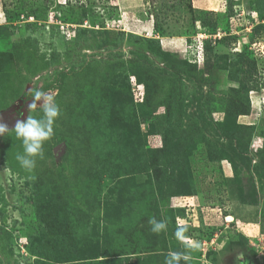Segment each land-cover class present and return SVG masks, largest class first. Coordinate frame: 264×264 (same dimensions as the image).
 Wrapping results in <instances>:
<instances>
[{
  "label": "rangeland",
  "instance_id": "1",
  "mask_svg": "<svg viewBox=\"0 0 264 264\" xmlns=\"http://www.w3.org/2000/svg\"><path fill=\"white\" fill-rule=\"evenodd\" d=\"M74 1L0 0V264L264 263V0ZM35 87L60 115L28 170L11 130Z\"/></svg>",
  "mask_w": 264,
  "mask_h": 264
},
{
  "label": "clouds",
  "instance_id": "2",
  "mask_svg": "<svg viewBox=\"0 0 264 264\" xmlns=\"http://www.w3.org/2000/svg\"><path fill=\"white\" fill-rule=\"evenodd\" d=\"M69 0H64V4ZM149 27V26H147ZM32 97L31 103L28 104V110H40L41 115L37 118L34 115H28L26 120H17L14 131L15 136L22 141L23 154H18L16 159L21 167L31 170L36 165L35 157H43V143L53 135V125L55 120L60 115V107L56 102V94L52 91H44L39 87H35L29 92ZM37 102H40L38 105ZM8 126L0 122V135L8 132ZM149 224L151 231L159 234L167 229L166 220H157L155 217L150 218ZM186 227H178L174 233L175 238L184 243L186 249L196 250L199 248L198 244L189 245L186 243ZM191 259L190 252H176L169 251L165 257L164 264H181L183 260L185 264Z\"/></svg>",
  "mask_w": 264,
  "mask_h": 264
},
{
  "label": "built area",
  "instance_id": "3",
  "mask_svg": "<svg viewBox=\"0 0 264 264\" xmlns=\"http://www.w3.org/2000/svg\"><path fill=\"white\" fill-rule=\"evenodd\" d=\"M215 39V36L213 37L209 31L206 32V29L201 27L192 40L185 44V59L197 66H202L206 61L207 44H215L217 42Z\"/></svg>",
  "mask_w": 264,
  "mask_h": 264
},
{
  "label": "trees",
  "instance_id": "4",
  "mask_svg": "<svg viewBox=\"0 0 264 264\" xmlns=\"http://www.w3.org/2000/svg\"><path fill=\"white\" fill-rule=\"evenodd\" d=\"M69 1H74V0H69ZM68 1V2H69ZM87 2H89V4L90 5H100V1H98V0H86ZM74 2H80V3H84V0H75ZM253 4V3H252ZM101 6H102V10H105L106 11V8H104L103 6H106V4H101ZM101 6H100V8L99 9H101ZM97 9V8H96ZM253 9H256L258 12H260L261 14H264V6L262 7V8H258V6L257 5H254L253 4ZM105 11H103L102 12V15H101V18H104V19H108V18H111L107 13L108 12H106L105 13ZM100 18V17H99ZM148 24H151V22H149ZM153 27H154V29L156 28L157 29V25H156V23L155 24H153ZM56 30L58 31L59 30V28L56 26ZM122 32V31H121ZM123 32H124V30H123ZM194 32V31H193ZM192 32V33H193ZM149 38V37H148ZM149 39H153V40H155V38H153V37H151V38H149ZM156 40H158V39H156ZM159 42V41H158ZM217 43V42H216ZM215 45L216 44H207V47H206V51L207 50H209V49H214L215 48ZM237 55H239V57H242V59H243V54H237ZM247 57V56H246ZM208 59H207V53H206V61H205V63H207L208 61H207ZM185 61L189 64V65H192V66H194V67H198L199 68V66H197V64H195V63H191L190 61H188L187 59H185ZM210 62V61H209ZM204 63V64H205ZM209 64V63H208ZM242 64V63H241ZM222 66H225V65H222ZM226 67V66H225ZM227 67H229V66H227ZM239 74V73H238ZM247 90L249 91V89H248V87H247ZM247 91V92H248Z\"/></svg>",
  "mask_w": 264,
  "mask_h": 264
},
{
  "label": "flooded vegetation",
  "instance_id": "5",
  "mask_svg": "<svg viewBox=\"0 0 264 264\" xmlns=\"http://www.w3.org/2000/svg\"><path fill=\"white\" fill-rule=\"evenodd\" d=\"M252 14L253 15H256L258 18H259V12L256 10V9H253L252 11ZM251 33H253V38L252 39H249V40H251V41H254V40H256V39H258V38H256L255 36H254V33H256L255 31L254 32H252L251 31ZM212 36H213V34H211ZM239 42H240V40H239ZM241 43V42H240ZM247 44H249V43H247ZM250 45V44H249ZM252 45H256V43H254V44H252ZM240 46H241V44H240ZM249 49H251L250 47H249ZM251 51H252V49H251ZM246 53H248V51L246 52L244 49H242L241 51H238V53L237 54H243L244 56V58H243V60L245 61V59H246ZM243 60H242V67H241V69L243 68V67H245L244 65H243ZM244 74H246V73H244V71H243V69H242V71H239V75H244ZM249 89V88H248ZM7 118H5V120H6Z\"/></svg>",
  "mask_w": 264,
  "mask_h": 264
},
{
  "label": "crops",
  "instance_id": "6",
  "mask_svg": "<svg viewBox=\"0 0 264 264\" xmlns=\"http://www.w3.org/2000/svg\"><path fill=\"white\" fill-rule=\"evenodd\" d=\"M147 25H148V24H147ZM228 215H231V216H233V218H234V215H233V214H226L225 217L228 216ZM225 220H226V219H225ZM227 222H229V221H227ZM257 252L259 253V258H264V254H263L262 252H260L258 249H257ZM218 256H219V257H218L219 259H221L222 256H223V259L227 258V257H226L224 254H222V253H219ZM228 256H230V255H228ZM228 258H230V257H228ZM259 262H260V261H259ZM221 264H223V262H221ZM260 264H264L263 261L260 262Z\"/></svg>",
  "mask_w": 264,
  "mask_h": 264
},
{
  "label": "water",
  "instance_id": "7",
  "mask_svg": "<svg viewBox=\"0 0 264 264\" xmlns=\"http://www.w3.org/2000/svg\"><path fill=\"white\" fill-rule=\"evenodd\" d=\"M7 113H8V111H5V112H3V113L0 114V122H3L4 123V121H6L5 118H6ZM58 149L59 148L57 147L54 151L57 152Z\"/></svg>",
  "mask_w": 264,
  "mask_h": 264
},
{
  "label": "bare ground",
  "instance_id": "8",
  "mask_svg": "<svg viewBox=\"0 0 264 264\" xmlns=\"http://www.w3.org/2000/svg\"><path fill=\"white\" fill-rule=\"evenodd\" d=\"M227 218H228V220H232L233 219V217L231 215H229Z\"/></svg>",
  "mask_w": 264,
  "mask_h": 264
}]
</instances>
